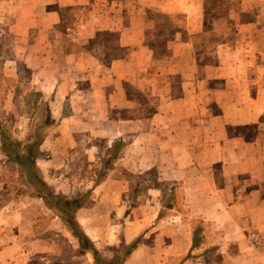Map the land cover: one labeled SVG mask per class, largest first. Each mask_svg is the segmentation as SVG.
Here are the masks:
<instances>
[{"label": "rangeland", "instance_id": "1", "mask_svg": "<svg viewBox=\"0 0 264 264\" xmlns=\"http://www.w3.org/2000/svg\"><path fill=\"white\" fill-rule=\"evenodd\" d=\"M112 1L113 5L110 3L108 6L107 0H87L73 4L74 6L67 3L66 8L72 6L71 11L77 13L79 18L88 19L87 24L90 26L100 23L105 25L108 23L105 14L113 15L123 10V13H127L125 21L129 22L128 25L132 28L134 26L143 28L144 43L151 48L153 59L147 72V76L152 80L149 84L151 87L149 93H152L149 108L154 112V123L160 127L157 128L155 125L151 131L150 126L142 124L133 131L84 130L81 128L83 121L92 120L91 125L98 121L105 123L106 113L112 114L114 109H109L104 104V97H95V104L101 105H96L95 114L82 115L80 110L74 116L70 115L74 111L66 84L71 77L69 75L63 76L64 79L67 78V82L59 95L53 94L49 97L42 93L33 83L35 77L31 80V76L34 74L33 69L39 65L38 55L49 51L50 47L41 45L33 36L31 42L35 40L38 45L29 50L23 43L19 44L20 36L17 37V32L15 36L10 35L11 37L6 40L8 45L2 58L4 61L6 59L7 65L0 64V118L10 132V140L14 142L28 143L34 137L35 131L41 130L37 136H42L44 143L35 159V165L39 177L63 199L71 200L97 190L100 192L101 185L105 183L103 190L110 193L107 197L109 196L112 201L118 196L117 193H113L114 183L117 186L121 182L123 187L131 188V191H125L122 195V199L130 202L131 208L125 211L124 220L129 222L134 215L138 218L145 212L150 211V214H153L159 202L164 200L162 195H159L158 201L155 200L156 191L159 188L163 191L169 185L165 183L166 181L157 180L159 170L155 166L145 169L140 174H133L123 167L116 166L118 172L113 175L117 159L113 157V150L117 141H112L117 138L123 142V145L116 147L117 156L125 145L137 137L139 141L151 140L154 151H159L167 144L171 135L180 133L181 136L185 134V139L189 143L193 138H196L197 142L200 141L199 151H202L203 156L205 151L209 152V147H216L218 153L220 145L231 148L237 145L239 140H243L244 146L247 147L249 164H252V159L257 158V155L264 160V0H203L200 22L191 24L189 31L186 30L184 15L188 10L187 6L186 8L177 6L172 0H153L149 7L139 5L133 0ZM7 3V0H0L1 39L9 30L11 25L9 21L15 22L18 16L16 11L21 5L18 7L15 2ZM36 12L37 16L39 15L37 19L41 21L44 13L37 10ZM46 13L48 18H51L52 15ZM76 15L67 11L66 24L77 21ZM95 20L99 22L94 23ZM113 39L109 40V44L118 46V41ZM93 55L98 59H104V67L108 68V71L112 69V73L116 74V78L98 77L94 85L101 88V91H111L115 86H119L118 78L126 75V69L121 71L119 65L113 69L106 64L110 58L119 55L118 49L110 53L93 52ZM124 61L127 62L128 59ZM93 68L95 71L102 69L95 66ZM128 68L129 79L123 80L125 81L123 84L132 87V84L137 82L139 73L132 72L130 70L132 67ZM61 73L65 75L66 72ZM183 76L186 80L181 79ZM19 78L22 80L17 81ZM184 94L189 96V105L187 103V112L182 113L180 118L177 105L181 106L183 103L178 104L177 100ZM170 101L173 102L172 105H169ZM108 103L112 104L113 100H107ZM197 105L196 119L199 123L196 131L190 132L186 129L189 125L187 119L193 116L190 108ZM242 105L250 109L252 113L250 121L246 122L245 116L242 118L235 112V109ZM161 108L165 111L156 116ZM172 111L174 114L170 113ZM151 117L152 115H149L147 118ZM242 122L244 125L240 124ZM175 124L178 127L174 126L171 129ZM88 142L97 146L91 147ZM13 164L11 160H3L0 152V182L9 186L15 196L36 195L27 184L25 174ZM138 166L142 164L139 163ZM228 171L232 176L234 170ZM108 172L112 175L109 174L110 177L106 179ZM252 181L251 177L246 180L250 185ZM174 192L175 198L168 203L173 204L182 215L195 222L197 215L185 209L180 187L174 188ZM41 202L43 203L42 200ZM149 205L152 206L150 209ZM62 216L68 219L67 213L58 211H51L49 215L38 218L37 236L48 239L51 250L48 253L33 255L32 264H113L110 259L115 256L114 254L117 253V257L124 255V251L114 247L112 242L114 237H111V233L108 234L101 228H97L96 233L90 236L91 245L95 243L97 249L93 247V252L83 249L72 234L70 237L64 236L62 230L68 228L60 219ZM56 218L58 220H55ZM69 218L75 220V214ZM96 220L101 223H117L112 219ZM144 221H140L139 224L143 225ZM115 232H112L113 235ZM251 234L258 236L257 243L251 242ZM11 235L13 237L16 233ZM204 235L208 241L211 239L216 244L220 238L219 233L211 231L210 228L208 233L204 231ZM263 245L264 236L260 232L253 231L248 234L250 249L261 250Z\"/></svg>", "mask_w": 264, "mask_h": 264}, {"label": "crops", "instance_id": "2", "mask_svg": "<svg viewBox=\"0 0 264 264\" xmlns=\"http://www.w3.org/2000/svg\"><path fill=\"white\" fill-rule=\"evenodd\" d=\"M133 1L144 7H149L153 2V0ZM172 1L177 6L183 8L187 6L188 10L184 12L187 31L191 24L200 22L203 0ZM7 2V4L15 2L18 7L21 5L16 11L18 16L15 22L9 21L11 24L9 30L1 39L2 57L8 45L7 38H10V35L15 36L16 32L17 37L20 36L19 44L23 43L29 50L38 45L35 40L40 41L41 45L50 47V50L38 55L39 65L33 69L34 74L31 80L35 77L33 83L42 93L49 97L53 94L59 95L67 82V78L64 79L63 76L69 75L71 77L66 84L73 104L72 111H74L70 115L74 116L80 110L82 115L95 114L96 105L101 106L98 103L95 104V97H104V104L109 109H114L112 114L106 113L104 120L107 122L98 121L91 125L92 120L87 119L82 122L81 128L118 132L133 131L142 124L150 126L151 131L155 125L157 128L160 127L154 123V112L149 108L152 94L149 93L151 88L149 84L152 80L147 76V72L153 60L151 48L144 43L143 28L135 26L132 28L128 25L129 22L126 23V12L123 13L124 11L120 10L113 15L105 14L104 17L108 18L107 24L90 26L87 24L88 19L79 18L77 13L71 11L72 6L66 8L67 3L73 5L87 2V0H7ZM110 3L112 4L113 1L107 0V6ZM189 3L191 5L188 6ZM35 9L44 13L41 21L37 19L39 15L37 16ZM67 11L76 15L77 21H68L69 23L66 24ZM46 12L52 15L51 18H48ZM96 22L99 21L95 20L94 23ZM15 26L16 28H13ZM33 36L35 40L31 42L30 39ZM112 38L118 41V46L109 44ZM116 48L119 55L110 58L106 64L113 69L119 65L118 68H121V71L125 68L127 73L128 67H132L130 68L132 72L139 73L136 83L142 85L139 86L136 83L132 84V87L124 85L123 80L129 79L126 73L125 76L118 78L119 86H115L111 91H101V88L94 85V81L102 76L116 78V74L112 73V69L108 71V68L103 65L105 60L98 59L93 52L110 53ZM115 58L120 61H115ZM126 59H128L127 62L124 61ZM7 63L3 58L2 65ZM94 66L102 69L95 71ZM60 72L66 73L64 75ZM181 79L186 80V77L183 76ZM21 80L19 78L17 81ZM132 91H134L133 95ZM107 100H113V103L107 104ZM90 101L91 103L88 104ZM177 102L183 103L181 106L177 105L178 116L181 118L180 115L187 112L189 96L184 94L182 98H178ZM172 104L173 102L170 101L169 105ZM197 108L198 105L190 108L193 116L187 119L189 125L186 126L190 132L196 131L199 123L196 119ZM163 111L165 110L162 108L158 110L156 116L161 115ZM235 112L242 118L245 116L246 122L250 121L252 113L248 107L242 105L235 109ZM170 113L174 114L173 111ZM149 115L152 117L148 119ZM240 124L244 125L243 122ZM174 126L178 127L175 124L171 129ZM192 135L195 136L194 133ZM138 138L132 139L127 146L123 147L121 153L114 157L117 159H115V170L112 173L116 175L117 167H123L130 173L140 174L145 169L155 166L159 170L157 180L166 181L165 183L169 185L163 191L160 188L156 191L155 200L158 201L159 195L164 196V200L159 202L153 214L149 211V213H143L142 217L137 218L134 215L129 222H126L124 221L125 211L131 207L127 199H122V195L125 191H131V188L123 187L121 182L117 186L114 183L113 193H117L119 197H114L111 201L109 196L107 197L110 193L103 190L106 186L103 183L100 192L98 190L90 192L84 206L75 213V221L89 241L97 228H101L108 234L111 233V237H114L112 241L114 247H117L119 243L130 244L136 241L128 257L121 264H264V245L257 251L248 247L250 232L258 231L264 236V160L257 155V158L252 159V164H249L247 147L244 146L243 140H239V143L235 142L237 145L231 148L220 145L218 153L216 147H209V152L205 151L203 156L202 151H199L201 142L193 138L191 145L185 139V134L181 136L180 133H174L159 151H154L151 140L139 141ZM115 141L123 145L119 138L112 142ZM88 144L91 147L97 146L90 142ZM139 163L142 166H138ZM227 169L234 170L232 176ZM109 174L110 172L106 174V179L110 177ZM250 177L253 179L251 185L246 182ZM176 187L181 189L185 209L197 215L195 222L182 215L173 204L168 203L175 198L174 188ZM45 206L36 195L15 196L9 186L0 182V264H32L33 255L48 253L51 250L48 239L37 236L38 218L42 215L47 216L51 212L47 207V209L44 208ZM151 207L149 205V209ZM96 219L110 221L112 219L117 223H101ZM140 221H144L143 225L139 224ZM198 221L203 223L204 230L195 245L193 232ZM207 227L219 233L220 238L217 244L211 239L208 241L204 235V231L208 233ZM66 230H62L64 236L70 237L71 233ZM114 231H116L115 235L112 233ZM11 234L14 236L11 237ZM94 244L93 247L96 248Z\"/></svg>", "mask_w": 264, "mask_h": 264}, {"label": "trees", "instance_id": "3", "mask_svg": "<svg viewBox=\"0 0 264 264\" xmlns=\"http://www.w3.org/2000/svg\"><path fill=\"white\" fill-rule=\"evenodd\" d=\"M3 63L2 58V41L0 38V64ZM16 94V91H14ZM41 130L35 131L34 137L28 143L14 142L10 140V135L8 129L0 118V152L3 156V160H11L17 167H19L25 174L27 184L31 187L32 191L36 193V196L43 201L46 207L52 212H63L67 213L66 216L60 218L66 225L68 230L71 232L73 237L79 242L83 249L87 251H94L93 245H91L89 239L81 230L80 226L74 219L69 218L70 215L75 214V212L82 208L86 203L89 192L84 195L74 198V199H63L61 195L54 193L53 190L39 177V172L37 171L35 165V159L37 158L40 146L42 143V136H37ZM120 145L119 142L115 143V149L113 157L117 156L116 147ZM204 227L201 221H198L195 230L193 232V244H197L200 234L203 233ZM136 244V241L130 244L119 243L116 247L120 251H124V255L117 257L116 254L110 259L113 264H121L128 257L131 249ZM116 251V249H115ZM220 264V263H217Z\"/></svg>", "mask_w": 264, "mask_h": 264}, {"label": "built area", "instance_id": "4", "mask_svg": "<svg viewBox=\"0 0 264 264\" xmlns=\"http://www.w3.org/2000/svg\"><path fill=\"white\" fill-rule=\"evenodd\" d=\"M250 239L252 243H257L259 241V238L256 234H251Z\"/></svg>", "mask_w": 264, "mask_h": 264}]
</instances>
